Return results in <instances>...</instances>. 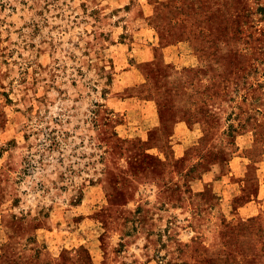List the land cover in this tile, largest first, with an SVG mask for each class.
<instances>
[{
	"label": "rangeland",
	"instance_id": "rangeland-1",
	"mask_svg": "<svg viewBox=\"0 0 264 264\" xmlns=\"http://www.w3.org/2000/svg\"><path fill=\"white\" fill-rule=\"evenodd\" d=\"M0 264H264V0H0Z\"/></svg>",
	"mask_w": 264,
	"mask_h": 264
}]
</instances>
